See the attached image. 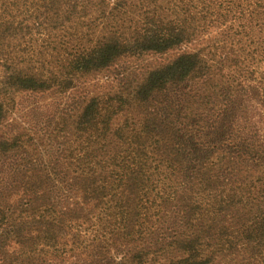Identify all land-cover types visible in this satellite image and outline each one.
<instances>
[{
    "label": "trees",
    "instance_id": "16d2710c",
    "mask_svg": "<svg viewBox=\"0 0 264 264\" xmlns=\"http://www.w3.org/2000/svg\"><path fill=\"white\" fill-rule=\"evenodd\" d=\"M173 50L129 96L16 117L21 91ZM0 264H264V0H0Z\"/></svg>",
    "mask_w": 264,
    "mask_h": 264
},
{
    "label": "rangeland",
    "instance_id": "374dc122",
    "mask_svg": "<svg viewBox=\"0 0 264 264\" xmlns=\"http://www.w3.org/2000/svg\"><path fill=\"white\" fill-rule=\"evenodd\" d=\"M213 16L214 15L211 14L209 15V22L215 20ZM73 30V28H70L67 33H71ZM223 30L231 33V35L236 34L233 39L237 40V37L239 36L237 34V24L233 27L228 25V27H225L224 29H218L217 27L211 26L209 28V32L207 33L209 36L201 43V45L199 44V46H204L205 44L207 48H211L214 45L216 46V42L218 40L219 42L223 40V43L226 42L225 44L227 46L222 49L223 45H221L219 50L217 48L216 51L222 52L225 48L230 50V41L232 40H230V37H228ZM243 44H247L246 39H243ZM83 45H85V40L83 41ZM199 46H197V48ZM195 47L196 46L194 45L192 46V48ZM192 48L185 46L181 50H192ZM38 51H40V53L37 52L36 61H47V63L54 66H60L65 62L66 55L62 52V50L47 53L43 49L39 50L38 48ZM179 51L180 50H173L166 54L152 53L146 55L144 54L142 56L124 57L106 69L77 77L74 80V83H68V85L63 87H55L51 90L37 93L21 91L15 94L17 99V105L15 107L16 117L20 116L25 120V122L27 121L32 123L34 114L42 120H45V117L48 115L50 117L58 116L62 111L66 110H75L78 112L81 107V102H83L85 98H89L91 96L99 95L105 100L119 96L120 94L129 96V93L131 94L133 92H137V89L143 83L149 70L161 67L172 61L177 56ZM247 51H249V49H246L244 54H246ZM249 59H251V57L247 60ZM256 62L257 60H250V63L256 64ZM66 66L67 65L65 64L63 69L65 73ZM65 73H63L64 76H69ZM31 109H34L32 114L29 112ZM134 111L135 109H129L127 111L124 110L123 115L125 116V114H130L129 116L132 117L134 115ZM124 119L125 117L121 120L123 121ZM29 124L22 122V126L26 129L27 127H30Z\"/></svg>",
    "mask_w": 264,
    "mask_h": 264
}]
</instances>
